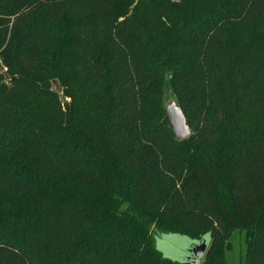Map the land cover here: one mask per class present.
<instances>
[{
    "label": "trees",
    "instance_id": "1",
    "mask_svg": "<svg viewBox=\"0 0 264 264\" xmlns=\"http://www.w3.org/2000/svg\"><path fill=\"white\" fill-rule=\"evenodd\" d=\"M242 231L264 264V0H0V264H190L155 232L225 264Z\"/></svg>",
    "mask_w": 264,
    "mask_h": 264
},
{
    "label": "rangeland",
    "instance_id": "2",
    "mask_svg": "<svg viewBox=\"0 0 264 264\" xmlns=\"http://www.w3.org/2000/svg\"><path fill=\"white\" fill-rule=\"evenodd\" d=\"M167 76L170 75V72H167ZM167 83L163 82V85L165 86ZM52 89L57 91V93L60 96V102L61 103H70V99L65 98V96L62 95V92L60 89H58L56 86H52ZM169 88L168 86H165L164 91V100L167 102L172 98L171 95H169ZM64 103V104H65ZM65 105L62 106V111L66 110ZM245 234L244 232H237L235 233L232 238L230 239L229 245L230 249L225 254V264H244V254H245ZM201 240H204L209 246L210 244V236L209 234L202 237ZM154 241L157 250L162 254V256L166 259H169L173 262L183 263V258L186 253V251L190 248L191 244H196L197 241L190 240L186 237L175 235V234H160V233H154ZM200 242V241H199ZM203 261V257L199 260L197 264H200Z\"/></svg>",
    "mask_w": 264,
    "mask_h": 264
},
{
    "label": "water",
    "instance_id": "3",
    "mask_svg": "<svg viewBox=\"0 0 264 264\" xmlns=\"http://www.w3.org/2000/svg\"><path fill=\"white\" fill-rule=\"evenodd\" d=\"M168 94L171 95L172 98H170L168 102L166 100L164 101L165 118L163 121L169 124V128L174 133L176 141H182L189 137L190 130L179 105L171 94V91H169ZM194 241H197V243L190 245V248L184 255L183 263L197 264L199 260L204 257L208 248L206 242L204 240Z\"/></svg>",
    "mask_w": 264,
    "mask_h": 264
}]
</instances>
